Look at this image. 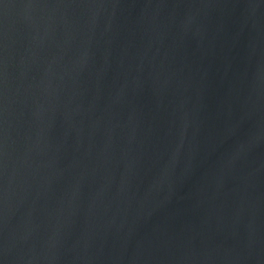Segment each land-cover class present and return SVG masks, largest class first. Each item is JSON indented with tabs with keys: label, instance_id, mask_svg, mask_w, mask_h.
Segmentation results:
<instances>
[{
	"label": "water",
	"instance_id": "95a60500",
	"mask_svg": "<svg viewBox=\"0 0 264 264\" xmlns=\"http://www.w3.org/2000/svg\"><path fill=\"white\" fill-rule=\"evenodd\" d=\"M0 264H264V0H0Z\"/></svg>",
	"mask_w": 264,
	"mask_h": 264
}]
</instances>
